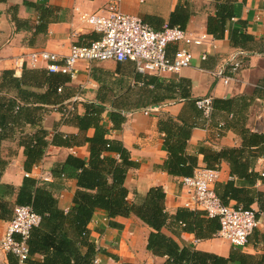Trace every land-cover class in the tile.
Wrapping results in <instances>:
<instances>
[{
  "label": "crops",
  "instance_id": "crops-1",
  "mask_svg": "<svg viewBox=\"0 0 264 264\" xmlns=\"http://www.w3.org/2000/svg\"><path fill=\"white\" fill-rule=\"evenodd\" d=\"M106 2L0 0V82L3 80L2 71H11L15 80H21L24 90L20 94L13 88L0 89V104L9 98L23 96L34 105L27 107L20 117H13L3 130L0 158L6 160V165L0 175V196L13 202L17 188L26 177L24 173L29 172L27 177L52 190L65 213L72 209L76 181L72 177L56 179L52 169L70 153L88 160L86 138L93 136L94 127L80 130L75 118L63 119L62 109L68 110L71 106L77 115L83 116L87 102H92L103 108L99 124L107 129L106 138L118 141L135 163L127 170L124 182L129 192L128 200L144 195L151 187L160 186L169 213L184 208L180 203L182 197H179L181 177L164 171L168 156L164 142L167 129L172 142L185 140V153L196 156V168H217L219 178L215 183L233 180L234 186L245 190L244 194L252 199L249 207L264 212V177L259 175L264 167V149L252 167L256 177H232L225 160L207 166L205 156L227 147L240 148L242 138L238 129L221 123L230 118V114L216 112L207 120L194 103L204 97L229 98L245 94L241 103L244 123L256 132H264V124L255 119L260 102L256 105L254 97L248 93L263 74L264 53L260 51V40L264 35V0H235V17L227 22L222 38H214L206 31L207 17L215 13L217 0H121L124 13L140 17L155 29L167 26L170 13L178 4H184L190 11L184 29L192 35L206 34L212 39L214 47L191 46V64L176 74H140L130 61H94L88 68L85 63L78 62L74 77L50 73L44 64L36 68L26 65L23 56L32 50L45 49L66 55L72 44L86 46L98 39L100 33L81 16L84 13L105 15ZM240 20L246 22L243 29L238 23ZM236 28L246 30L253 37L244 50L230 42L231 32ZM176 47L177 44H169L168 53L172 55ZM203 50L207 52L204 60L200 58ZM231 54H238L244 64L236 84L228 88L217 81L213 72ZM148 109L154 110L145 113ZM33 115L39 118V122L31 125L26 118ZM39 126L45 129L47 140L51 141L53 134L58 133L69 136L72 144L70 148L50 144L45 155L25 169L23 143ZM106 154L116 157L114 153ZM228 204L235 205L236 200L231 199ZM11 218L4 220L0 217V238ZM87 230L88 239L97 250L95 264H162L165 260L146 249L150 228L134 215L109 217L105 210L97 209L87 224ZM254 231L257 234H251L247 244L240 248L246 253L262 252L260 234L264 233V219ZM164 232L179 245L193 244L198 250L221 256H227L233 247L216 236L194 243L192 233L180 230L173 233L169 229ZM10 257L14 259L10 253L0 252V264H11Z\"/></svg>",
  "mask_w": 264,
  "mask_h": 264
},
{
  "label": "trees",
  "instance_id": "trees-1",
  "mask_svg": "<svg viewBox=\"0 0 264 264\" xmlns=\"http://www.w3.org/2000/svg\"><path fill=\"white\" fill-rule=\"evenodd\" d=\"M214 7L215 13L207 17L206 31L214 38H222L227 22L235 17V0H217ZM189 15L188 7L178 4L170 13L167 26L184 29ZM238 23L242 29L245 28V21L240 20ZM252 41L253 37L246 30L236 28L231 32V44L241 50L246 49ZM260 47V51L264 53V35L260 40ZM242 62L244 64L243 59ZM55 73L63 75L60 72ZM2 79L0 89L13 88L23 94L21 80H15L13 72L2 71ZM248 93L254 97L256 105L258 100L264 99V66L262 77ZM244 96L245 94H240L229 98L212 99L211 118L216 112H225L228 116L230 114V118L221 123L226 127L238 129L242 145L240 148L227 147L219 152H212L205 156L204 161L207 166H213L221 160L227 161L232 177H256L257 174L252 171V167L264 149V132H256L244 123L242 116L244 114L241 112ZM86 105L87 111L83 116L77 115L73 110L65 112V108L62 112L63 119L69 116L75 118L80 130L94 127L93 136L86 138L88 160L70 153L52 169L56 179L60 177L75 179L77 188L72 198V209L65 213L59 207L58 199L52 190L46 185L39 184L32 177L23 179L15 192L13 202L5 201L0 196V217L4 220L11 218L15 205H29L41 216L39 224L31 228L27 239L29 261L32 264H94L97 250L88 239L87 224L97 209L105 210L109 217L134 215L145 223L150 228L146 249L154 256L164 257L162 264H264V233L260 234V243L263 244L261 253L251 254L240 248L231 247L227 256L198 250L193 244L179 245L173 237L167 235L164 229H169L173 233H177L178 230L192 233L199 240L211 239L216 236L219 223L217 218L207 217L198 210L179 207L173 213H169L165 209V193L160 186L151 187L144 195H136L134 200H128L129 192L124 182L127 170L134 167L135 163L129 159L127 150L118 141L106 138L107 129L99 124L102 106L92 102H87ZM29 106L34 105L23 96L9 98L0 104V141L4 138L3 130L9 125L10 120L17 115L20 117ZM36 117L33 115L26 120L31 125L37 124L39 118ZM165 132L164 142L168 156L164 162V171L180 177L190 176L196 168V156L186 155L185 140L172 142L170 131L165 129ZM70 139L69 136L54 133L49 141L45 129L39 126L23 143L25 169L38 162L50 144L70 148L72 144ZM105 152L114 153L116 157ZM5 165L6 160L0 158V175ZM214 191L224 204L234 199L236 200L234 206L250 208L249 203L252 199L244 194L245 190L234 186L233 180L215 183ZM252 234L257 232L253 231ZM9 259L11 264H17L15 257Z\"/></svg>",
  "mask_w": 264,
  "mask_h": 264
},
{
  "label": "built area",
  "instance_id": "built-area-1",
  "mask_svg": "<svg viewBox=\"0 0 264 264\" xmlns=\"http://www.w3.org/2000/svg\"><path fill=\"white\" fill-rule=\"evenodd\" d=\"M120 5L121 0H107L105 15L82 14V20L100 33V37L88 45L72 44L66 55L45 49L32 50L23 56L24 62L32 68L44 64V68L50 73L60 72L71 77L76 75L78 62L85 63L88 68L94 61L106 60L133 62L140 74L167 75L176 74L191 64V46H215L206 34L192 35L185 29L168 26L155 29L140 17L124 13ZM169 44H177L172 55L168 53ZM206 57L207 52L201 51L200 58L204 60ZM242 67V58L238 54H231L213 73L218 82L229 88L236 84ZM258 102L260 108L255 119L264 124V99ZM195 103L203 117L209 120L212 98L197 99ZM68 107L65 112L73 108ZM153 110L148 109L145 113ZM29 175V172L24 173L26 177ZM259 175L264 177V167ZM44 177L40 176L41 179H45ZM218 178L217 168L206 167H197L190 176L181 177V206L201 211L207 217L217 218L219 229L216 237L228 241L233 247L242 248L261 224L264 212L222 203L214 191ZM40 219L41 216L29 205H15L12 218L7 222L0 238V252L12 254L17 264H32L29 261L27 239L31 228L37 226ZM198 241L200 240L194 239V243ZM93 262L97 263V259Z\"/></svg>",
  "mask_w": 264,
  "mask_h": 264
}]
</instances>
